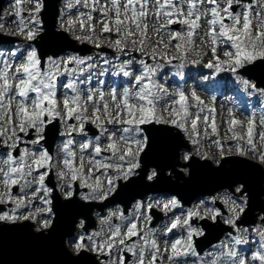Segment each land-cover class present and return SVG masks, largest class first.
Segmentation results:
<instances>
[{"label":"snow or ice","instance_id":"obj_1","mask_svg":"<svg viewBox=\"0 0 264 264\" xmlns=\"http://www.w3.org/2000/svg\"><path fill=\"white\" fill-rule=\"evenodd\" d=\"M108 2L111 8L106 4L101 5V0H92V11H97L99 5V11L104 17L100 21L102 34L115 31L119 38L111 41V46L128 57L117 72L128 78V86L119 91L113 89L108 93L114 107H110L109 102L105 100L102 90L93 91L89 86L93 78L92 69L110 64L111 61L107 58L101 57L100 64H94L92 61L95 58L91 56L85 58L73 55L66 59L51 55L43 57L38 55L31 43L23 50L14 48L0 52V121L5 122L0 124V137H4L0 139V184L4 189L0 191V206L13 205L7 211L0 209V224L7 226L18 222L39 223L41 229L47 230L52 226V218L55 215L53 203L61 198L69 206L78 201L102 203L118 194L122 187L137 180L151 187L161 180L168 169L169 176L186 172L193 157L182 143H178L172 150L165 166L159 163L150 164L152 142L149 135L145 134L144 126H171L186 133L188 141L197 146L201 144V141L195 138L199 135L198 121H203L205 136L209 127L214 135L218 134L215 106L206 105L195 91L186 95L185 90L178 88L173 94L169 93L165 86L167 81L160 83L165 64L160 63L157 56L159 55L160 60H164L166 64H171L177 57L169 58L166 51L157 53L156 47H153L149 55L153 63H148L142 58L137 59L128 51L130 41L133 52L139 47L140 52L144 53L150 18L163 19V22L151 25L153 32L160 37L157 45L168 49L169 45L176 41L173 46L181 58L187 60L189 53L196 48V37H199L200 44L210 48L211 54V59L205 62L203 67L213 69V75L231 73L237 76L245 91L264 95V89H258L249 80L238 76L241 69L264 62L262 0H258L259 10L253 9L252 4L246 3L245 0ZM75 3L89 6V0H75ZM19 5L20 0H17V16L20 15ZM44 7V0H35L31 18L27 23L23 18L13 21L17 23L20 34L24 35L28 42L43 38L45 29L41 12ZM65 7L71 8L73 5L68 3ZM110 11L114 13V19L109 16ZM84 15L80 13V16ZM86 18L89 22L87 31L94 34L95 28L91 24L93 16L89 13ZM74 23L72 19L66 23L61 19V33L73 32ZM110 23L115 26L114 29L110 27ZM174 24L180 25V29L169 30V26ZM79 26L82 32L85 31L83 19H80ZM3 27L5 25L0 24V28ZM137 33L139 40L133 38ZM91 34L74 35V39L101 48L99 39L93 40ZM164 35L168 36V43H164ZM109 39L111 40L110 37ZM218 51L222 56L217 54ZM201 55L200 51H196V57ZM190 62L199 65L201 60L192 58ZM136 64L139 65L138 70L133 67ZM183 67V63L179 65V68ZM105 71L107 69H103L100 75ZM65 74L69 80L62 87L70 89L75 95L63 93L61 105L57 99V78ZM78 84L85 87L78 88ZM30 93L35 95L30 96ZM89 108L90 115L87 114ZM190 108L195 111H190ZM163 113H167V116ZM228 117L226 123L229 126L228 131L232 133L230 139L236 142L237 153L241 156L246 154L241 141L250 146V151L255 152V115L250 114L245 123L229 108ZM69 120H74L75 123H68ZM258 122L264 127V113L259 116ZM58 124H62V131L56 129ZM12 125L15 126L9 127ZM86 125H92L98 131L89 136ZM237 126L245 129L243 134L235 130ZM54 130L58 131L61 137H70L62 141L58 150L59 159H54L50 151L44 148L47 134ZM9 132L11 134L6 135ZM74 134L83 139L77 140ZM259 137L264 142V131L259 133ZM212 143L219 149V160L216 161L219 164L226 159L224 144L218 139ZM22 144L25 146L21 147ZM28 145L32 147L29 148ZM182 149L183 155H180ZM231 150L230 146L228 151ZM14 151H18L20 155L14 157ZM203 158L207 159V156ZM258 159L264 163V152ZM97 172L100 175H96ZM100 176H103L104 180H101ZM16 186L18 191L14 192ZM249 199V189L244 183L223 186L220 194L210 200H202L200 204L187 210L183 209L174 195L169 196L167 200L145 195L133 205L134 216H125L124 212L117 208L108 216L100 217L101 224L107 225L106 230L102 228L100 232L87 237L81 232L71 243L77 255L92 251L108 257L100 260L99 264H157L158 258L163 259L161 247L157 243L159 237L152 229L142 231L138 224L150 223L151 213L155 209L165 215L179 209V215L173 212L172 216L168 217L170 223L165 225L163 230V252L167 253L166 258L170 264H188L186 259L180 258L189 255L196 257L192 264H249L248 257L232 248L224 254L228 258L226 261L213 253L208 254L209 259H204L196 252L193 241V237L204 235L202 229L193 226L195 220L210 219L216 222L223 216L220 207L216 206L219 203L226 206L230 213L224 217V223L241 233L240 238H232L233 243H247L244 237L249 229H242L241 222L242 217L250 210ZM113 217H117L121 224H112ZM258 219L260 224L251 231L261 237V242L259 249L251 254V261L264 264V215H260ZM79 227L84 228L83 220L80 221ZM174 229H183L186 235L181 234L172 240L168 234ZM102 233L107 238L98 242L95 237ZM133 237L138 239L133 240ZM146 249L149 250L148 254ZM125 252L131 253L134 259L128 260L123 254Z\"/></svg>","mask_w":264,"mask_h":264},{"label":"rangeland","instance_id":"obj_2","mask_svg":"<svg viewBox=\"0 0 264 264\" xmlns=\"http://www.w3.org/2000/svg\"><path fill=\"white\" fill-rule=\"evenodd\" d=\"M245 2L246 3H251L253 5V9L259 10L258 0H245ZM262 2H264V0H262ZM34 3H35V0H20V5H19L20 15L17 16L16 15V13L18 11L17 6H16L17 0H10L8 2V5L4 6L3 11H2V15H1V18H0V24H4L5 25V27L0 28V33L13 34L15 36L17 35V36L21 37L22 39H24L23 42L20 43V48H22V49H25L26 46L29 43H31V42H28L26 40L25 36L20 34V32L18 30L17 23H14L13 21H18L20 18H23L25 20V23H27V21L31 18L30 14L32 13V10H33V7H34ZM68 3H71L73 5V7H71V8H73L74 11H67L68 8H66L65 7L66 4H64L63 7H62V13H63V17L64 18H61V19H63L65 23L67 22V20L72 19L75 22L74 23V31L73 32H68V35H69L70 38H68L66 36H64L63 38H57L56 35H53L52 36V40H55L57 38L58 40L61 39V40H64V41H66L68 43H71V44H73V43H77V44L84 43L87 46H90V52L87 55H85L84 57L85 58H87L89 56L94 57L95 59L92 61V63L100 64V58H101L100 55H103L106 58L110 57L114 61L115 66H117V63H119V67H121L122 62L124 61V60L121 59V57H123L124 55L121 52H119L117 49H115L114 47L111 46V41H114V39L119 38V37H118V35L116 34L115 31H113L112 33H103L102 34V25H101L100 21L103 20L104 17L102 16V14L99 11V5L97 6V11H92V0H89V6L87 7L88 10H89L88 12L86 10H83V9H81V10L79 9V11L76 12L75 10H76V5L77 4L75 3V0H68ZM104 4H106L109 8H111V5L108 2V0H101V5H104ZM77 8H84L83 3L77 5ZM80 13H84L85 15L84 16H80ZM89 13H91V15L93 16V20H92L91 24L95 28V33L94 34H91V33H89L87 31V26H88L89 22L87 21L86 17H87V14H89ZM254 15H255V11L253 12V16ZM109 16H112L113 19L115 18L114 17V13L111 12V11L109 12ZM61 19L58 20V24H57V28L58 29H60V21H61ZM80 19H83L85 21V25H86V29L83 32L81 31L80 26H79ZM160 21H163V19L161 18ZM160 21H158L155 18H150L149 19V30H148V33H147L148 39L146 41L147 47L144 48V53L140 52L139 47H136L135 51L133 52V50L131 48V42L130 41H128V43L130 45L128 51L130 53H132L133 55L135 53L137 59L142 58L148 63H153V61L149 59V55L151 54L153 47H156L157 53H160L161 51H166L168 53L169 58H171L173 56L177 57L176 59L172 60L171 64H166V62L164 60H160L159 55L157 56V60H159L160 63L165 64V67L162 69V79L160 80V83H164V81H167V84L165 86L168 88L169 93H173L174 94L175 91H176L175 85L170 81V79H172L174 77V78L178 79L181 84H183V85L185 84V87H183V90H185L186 95L190 94L191 91H195L197 93V95H199L201 97V99L204 101V103L206 105H208L209 107H212V106L219 107L218 106V102L221 99H223V98H224V100L226 102V103H224V106L221 108L222 114L219 113V115L216 116V124H217V127H218V134L214 135L212 133V131H211V128L209 127L207 129V136H205V128H204V125H203V121L202 120L198 121V132H199V135L196 136L195 138L199 139L201 141V144L199 146H197V145H193L190 142H188L186 140L187 139V134L183 132V134L185 135L184 136L182 134V136H181L183 141H185V143L183 145L193 155L192 159H195V160H191L189 162V164L191 165L192 161L193 162L196 161L199 165L196 164V163L195 164L197 165V167L201 168L202 171H204L205 177H208V174L211 175L212 170L209 167L206 168L205 166H202V161H208L211 165L219 167L220 163L218 164L216 162L217 160H219V149L212 143L213 140H216V138H219L221 140H224V142L222 144H224L225 155H230L231 156V158H230L231 160L235 159L237 156L244 158V161H240L238 163V166L236 167V171L245 170L246 172H249L250 175H255V169L250 165L249 162L255 161V162L261 164L264 167V163H261L259 161V159H258L259 155L262 152H264V142H262L260 140V137H259V133L261 131H264V127H262L259 124V122H258V118L262 114L261 112L264 111V95H261L259 92L252 93L250 91H245L243 89V85L240 83V81L237 78V76H234L231 73H222L219 77H216V78L219 79V80L226 79L228 82H230L231 86L237 87V89L239 91L234 93V91H232L229 88L227 90L228 93H226L224 95V97H222L218 101H215V100H213V98L211 96V94L214 95V93H215V89H216V86H215L212 89V92L209 93L210 96L207 98L205 93H202L199 90V87L200 86L202 87V85H204L203 83L206 80L204 78L205 76H208V75L210 77L213 76V71H214L213 69H212V72H211L210 69L203 67V64L205 62H207L209 59H211L210 48L201 45L200 41H199V37H196V48H195L194 51L189 53V58L187 60L182 59L181 56H180V53H178L176 51L175 47L173 46L176 43V41H173V44L169 45L168 49H163L162 45H157L156 44L157 40H159L160 37L153 32L152 27H151V25H153V24L161 23ZM110 27H113V29H114L115 26L110 23ZM177 27H178V25L174 24L173 27H171L170 30H173V29L179 30L181 26H179V28H177ZM90 34L92 35L93 40L99 39V41L101 43V48L98 49L92 43H88L86 41L85 42H81V41H77V40L74 39V35H90ZM202 34L203 33H201V35ZM109 37L111 38V40L109 39ZM133 38L139 40L140 36L137 33L136 36L133 37ZM72 39L75 40V41H73ZM163 39H164V43H168V36L167 35H164ZM58 43H59L58 45H54V46L49 47V52L50 53L48 55H46V56H50V55L53 56V54L51 53L53 51V49L58 48L64 42L58 41ZM103 47L109 48L111 52L107 53V52L102 51ZM12 49H14V48H12ZM12 49H10V47L8 45L0 46V52H7V51L12 50ZM196 51H200L202 53V55L200 57H196ZM203 53H208V55H203ZM217 54L222 56V53L219 52V51H218ZM69 56H73L71 52H67V53H64V54L62 53L61 55L56 56V57H62V58L66 59ZM192 58H199L201 60V63L199 65L191 64L190 61H191ZM182 63L185 65V67L179 68V65L182 64ZM70 67H75V65H70ZM133 67L136 68L137 70L139 69V66H135L134 65ZM100 68L104 69L102 65L99 68L94 67V69L97 70V74L98 75L101 72ZM42 70H43V68H42ZM207 71H209V72L207 73ZM240 71L238 73V76L240 78L249 80L251 83H253V81L250 78H248L245 74H243ZM170 73H172V74L170 75ZM104 74H105V72H104ZM188 74L191 77H187ZM213 78H214V76H213ZM57 80H58V83L59 82L62 83L61 84V90H62L61 94L57 95L58 102L62 105L63 93L67 92V94L69 96L75 95V93H73V92L68 93L67 89H64L62 87V85L67 83L68 80H69V77L67 76V74H65L64 76L58 77ZM89 86H91L93 89L97 90L96 89L97 88V78L93 77L92 81H91V85H89ZM77 87L78 88H84L85 85L78 84ZM257 88L258 89H263L262 87H257ZM180 89H182V88H180ZM235 94L243 95L244 102L241 103V105H247L249 107H254L253 111H255V114H253V115H255V117L257 118L256 134L254 136V143L256 145V151L255 152L250 151V146H248L246 143H244V141H241V144L243 145L245 153H246L244 156H241V155H239L237 153L236 147H235L236 142L232 141L230 139V137L232 136V133L228 131V127L229 126L226 123V121L229 118L228 117V109L229 108H231L233 110V112L236 114L238 119L244 120L245 123L247 121V117L250 115V114H247V113H239L237 107L229 104V97L235 96ZM45 106H47L46 103H45ZM110 107H114L112 102L110 103ZM189 110L190 111H195V109H193V108H190ZM87 114L88 115L91 114V108H89V112ZM163 114L165 116H167V113H163ZM4 123H5L4 121H0V124H4ZM68 123H70V120L68 121ZM73 123H75V121H73ZM210 123H211V119L209 120V124ZM14 126L15 125H12V126H9V127H14ZM152 130H153V132L156 135L159 136V135H163L164 134L165 128H164V125H157V126H152ZM235 130L237 132H240L241 134H243L244 131H245V129H243V128L239 127V126H237ZM171 133L172 132H167L168 135L171 134ZM10 134L11 133L9 132L6 135H10ZM18 134L21 135V133H18ZM3 138L4 137H0V139H3ZM65 138H66V136L63 139H65ZM168 139H170V138H168ZM245 139H246V137H245ZM158 140H159V138H158ZM225 142H227V143H225ZM56 143H57V139H56ZM60 143H61V141H59L57 143V148H56V151H55V159H59L58 150L61 147ZM188 144L190 145L191 148H188L186 146ZM24 146L25 145H22L21 147H24ZM230 146H231V149H232L231 152L228 151V148ZM168 147H169V143H166L165 145H163L164 149H167ZM180 155H183V149L181 150ZM205 155L207 156V159L203 158ZM246 160L248 162H246ZM180 162L183 163V161H180ZM236 165L237 164L226 163L224 165L225 168H222V169L227 170V173H229V171H231V169L233 170L234 166H236ZM190 169H191V167H189L186 172H182L181 174L184 175V176H188L189 172H190ZM209 170H211V172H209ZM169 171L170 170H167L165 172V174H164L166 176V178H167V179L163 180L164 183L152 185L151 187H148V186L146 187V188L150 189L153 193L156 194L154 198L159 197V198H161L163 200H167L169 198L168 190H167V188L169 187V184H168L169 181H167L169 179L168 178V176H169L168 172ZM214 172L218 173L219 175H223L220 172H216V170H214ZM174 176H175V174L171 175V177H170L171 180L175 179ZM225 176H227V175H225ZM232 176H229L228 178L227 177L226 178L228 180H232L231 179ZM100 178H101V180H104L103 176H100ZM207 180L211 181V183H208V185H213V187L216 188V187L220 186L222 184V182H224L223 180H225V179L217 181V182L213 181L211 178H207ZM180 182L182 183L183 181L181 180ZM237 184H239V183H237ZM16 187L18 188V186H16ZM3 190H4L3 189V185L0 184V191H3ZM209 190H212V189H208L207 191H209ZM222 191L223 190H220V191L214 193L213 195H208L205 198L202 197V198L198 199L197 201H195V203H194V205H192V207L200 204V202L202 200H210L211 197L217 196ZM135 195H133L131 199H133L135 197ZM114 204H116V202L113 203V207L115 206ZM208 206L211 207V204H209ZM10 207H13V206L4 205V208L2 210L7 211L8 208H10ZM116 210L117 209H114V208L108 210V213H107L106 216H108L110 214V212H113V211H116ZM157 210L160 211L159 209H157ZM221 212L223 213V216L219 217V218L221 219L222 225H224V224H226V223H224V217L230 215V213H228L226 206H223V205H222ZM256 213H259V216L262 215L261 210L255 211V214ZM134 215H135V210H134V214L131 213L129 216H134ZM163 215L165 217L161 218L159 220L158 226L153 228V229L150 228L149 223H147L146 225L145 224H138V227L141 228L142 231H148V229H152L154 231V233L156 234V236L159 237L157 239V243L161 247V255L163 256V259L158 258L157 264H170V262L166 258L167 257V253L163 252V248H164V239H163L164 231L163 230H164L165 225L169 224L170 221L167 218V215H165L164 213H163ZM170 216H172V215H170ZM114 218H117V217H114ZM205 220H208V219H205ZM80 221L78 223V226L80 224ZM97 221H98V228H100V231H101L102 228L105 229V230L107 229V225L101 224V221H100L99 217L97 218ZM198 221H199V224L198 225L197 224H193V226L197 227L199 229H202V227L200 225V221H202V220H198ZM111 223L113 224L112 221H111ZM221 223H219L218 225H214V226L216 228H221ZM120 224H121V221L119 220L118 225H120ZM259 224H260V222L256 223L253 226H249V228L247 227L249 229V232L244 237V239L247 240V243L242 244V247H238L237 245H235L233 243L232 238H240L241 233L232 228V232L231 233L227 232L226 235L222 238L221 241H219L218 243L212 245V247L205 252L206 255H207L205 259H209L210 257H209L208 254L209 253H213L214 255L219 256V257H221L222 259H224L226 261L228 258L224 254L227 253L230 248H232L234 250H239L242 255L248 257L249 264H259L258 261H251V254L259 249V245H260V242H261V237L257 233L252 232L251 229L253 227H255V226H258ZM226 225H228V224H226ZM241 228L243 229L245 227L241 226ZM40 230H44V229L40 228V224L39 223H35V231H40ZM123 230L124 229L122 227V231ZM44 232H47V231H44ZM80 233L81 232L78 230L77 236ZM181 234H185L186 235V233H184L183 229H176L175 232L173 231L172 233H169V236H170V239L174 240V239L178 238L179 236H181ZM150 235H151V233H150ZM100 236H101V241L107 238L103 233ZM72 239L73 238H71V237H67L66 246H67V248L69 249V251L71 253L76 254V252L74 250V246L71 243ZM88 252L89 253H94L92 251H88ZM146 252L148 254L149 250L146 249ZM148 258H150V254L148 255ZM97 259L98 260H102V259H100L99 255L97 256ZM180 259L181 260H185L186 259L188 261V264H192V262L194 260H196L191 255H189L187 257H182Z\"/></svg>","mask_w":264,"mask_h":264},{"label":"water","instance_id":"obj_3","mask_svg":"<svg viewBox=\"0 0 264 264\" xmlns=\"http://www.w3.org/2000/svg\"><path fill=\"white\" fill-rule=\"evenodd\" d=\"M59 1L60 0H46L47 9L51 10L50 15H44L47 31L43 34L42 40L36 41V44L41 49V56L43 57L50 53L47 47V37L55 34L54 22L58 13L57 4ZM5 4L6 0H0V14ZM4 39V37L0 36V43L4 42ZM67 44L69 45L68 48L74 49V47H76L74 44L73 46L71 43L67 42ZM64 51H66V47L58 48L51 53L58 55ZM248 69L247 74L253 78L259 86L264 87V62H258L256 65L249 66ZM148 128H152V126ZM147 132L152 142V151L149 154L150 164L159 163L161 166H165L171 157L172 150L177 144L169 143V147L164 149L163 145L168 142L163 140L161 135H156L153 130H148ZM56 135L57 131L55 130L48 133V145H53ZM158 138L162 142L161 147L158 146ZM230 158L231 157H228L219 167L211 165L208 161H202V166L206 168L209 167L212 170V172L209 170L211 175L208 174V177H205L204 171L197 167L196 164L198 163L192 161L190 165V172L192 171L190 176L185 177L181 173L175 175L176 179L183 180L182 183L173 181L168 177L169 179L167 181H169V187L167 190L179 195L184 202L190 203L199 195L207 194L208 189H212L209 192L213 193L228 184L244 183L248 186V189L252 186V190H249L251 201L250 210L247 212L246 217L248 220L247 224L250 222L254 223L256 220L255 211L261 209L262 204H264V201L261 200V196L264 194V171L262 167L254 162L249 163L255 168V175H250V173L245 170L236 171L238 163L244 161V158L238 156L233 160ZM246 162L248 161L246 160ZM225 163L237 165L234 166L233 170L231 169V171L227 173V170L222 169L225 168ZM214 170L223 175L215 173ZM229 176H232V180L227 179ZM253 177H255V180H249ZM207 178H211L215 182L223 179L225 180H223L224 182H222L220 186L214 188L213 185H208L211 181H208ZM165 179L167 178L163 175L161 180L157 183H164L163 180ZM146 187L144 182L137 180L134 183H129L127 186L122 187L118 194L124 193V195L132 197L133 194L138 193L137 196H140L141 194L151 191ZM257 188L260 189L261 192H259ZM119 201L125 204L126 207L130 206L131 201L129 198H120ZM53 206L56 217L53 226L48 229L47 232L34 231L33 224L30 222H22L7 226L0 224V264H98L94 257L87 251L81 252L79 255H73L66 246V239L74 234L78 218L82 215L90 218V214L95 205L93 203L78 201L69 206L66 201L60 199L54 201ZM155 212L157 213V217H159V213L157 211ZM202 225L206 233L196 241L197 248L200 252H203L206 248L218 242L221 237L230 230L229 227L222 224L221 228H216L213 224L204 221Z\"/></svg>","mask_w":264,"mask_h":264},{"label":"bare ground","instance_id":"obj_4","mask_svg":"<svg viewBox=\"0 0 264 264\" xmlns=\"http://www.w3.org/2000/svg\"><path fill=\"white\" fill-rule=\"evenodd\" d=\"M237 10H239V9H237ZM178 25V24H177ZM171 26H173V25H171ZM180 25H178V27H179ZM170 27V26H169ZM169 30H170V28H169ZM43 39V38H42ZM42 39H40V40H42ZM59 41H61V42H64L63 44H61V46H59L58 48H61V47H66V50H68V51H80V52H82L83 54H88L87 52H84V51H82V48L81 47H74V49H71V48H68V44H67V42L66 41H64V40H59ZM58 48H56V49H58ZM114 68V67H113ZM116 70V68L114 69V71ZM249 70V69H248ZM248 70L246 69V70H244V69H241V71L242 72H244V73H248ZM92 72H95V76H100V74L98 75L97 74V70H94V69H92ZM209 72V71H208ZM107 75H110V70L109 69H107ZM110 77V76H109ZM209 78L208 79H206V81H207V86H213L214 84H215V81H213V79L210 77V76H208ZM204 85H202V87L200 86L199 87V90L202 92V93H205V95H206V97L208 98L210 95H209V93H210V90L207 88V87H205ZM222 91H225V89H223ZM221 91V93H220V95H219V98H222L224 95H225V93L223 94V92ZM218 100V99H217ZM224 103H226L225 102V100H224V98L223 99H221L219 102H218V106L219 107H216V112H217V115H219V113H221L222 114V112H221V108L224 106ZM217 104V103H216ZM238 111H239V113H247L246 111L247 110H241V109H238ZM161 137L163 138V140H165L166 142H168V143H174V144H178V143H182L183 144V139L181 138V137H179V135H177L176 133H171V134H167V131H165L164 130V134L163 135H161ZM168 138H170V139H168ZM162 142H161V140H159V143H158V146L159 147H161L162 145ZM170 170V169H169ZM192 172V171H191ZM191 172H189V175H188V177L190 176V174H191ZM171 177V176H170ZM175 177V176H174ZM187 177V176H186ZM176 178V177H175ZM182 179H174L173 181H181ZM183 181V180H182ZM249 185H252V184H249ZM249 190L251 191L252 190V186H250V188H249ZM257 190L259 191V192H261V190L260 189H258L257 188Z\"/></svg>","mask_w":264,"mask_h":264}]
</instances>
